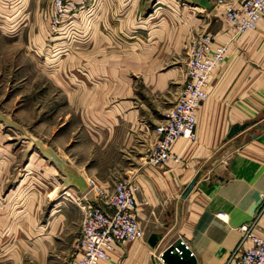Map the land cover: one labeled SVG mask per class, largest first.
Segmentation results:
<instances>
[{
	"label": "crops",
	"instance_id": "1",
	"mask_svg": "<svg viewBox=\"0 0 264 264\" xmlns=\"http://www.w3.org/2000/svg\"><path fill=\"white\" fill-rule=\"evenodd\" d=\"M232 1L236 5L239 0ZM181 3L167 8L175 13L155 17L146 41L128 56V60L138 58L141 62L137 68L144 93L169 98L165 89L174 85L173 102L183 77L187 39L207 31L215 44L227 46L224 60L209 77L207 97L195 109V139L177 137L171 143V150L180 157L177 162L168 158L159 165L135 164L138 151L154 137L152 127L143 137L145 123L140 120L147 122L149 114L161 108V102L156 100V108L146 105L130 83L110 81L112 75L99 70L96 82L73 83L69 79L50 88L63 94V106L71 116L54 124L56 131L47 139L28 136L39 159L61 173V187L93 202L89 179L94 185L111 188L119 168L130 172L119 157L131 156V180L137 185L135 211L144 235L116 245L98 264H163L159 253L177 237L186 244L195 264H237L242 248L248 245L247 240L240 242L238 227L252 221L258 227L264 225V201L260 198L264 193V127H253L254 123L264 125V14L255 29L231 37L220 14L222 7L204 8L190 0ZM199 10L205 12L202 24L196 17ZM82 66L81 77L90 76V69ZM245 120L253 122L225 137L233 122ZM249 132L255 135L249 136ZM33 154L29 153V158ZM197 171L196 181L181 197ZM22 189L13 197L16 206L23 199L19 196ZM62 204V200L56 202L49 213L63 211L58 209ZM62 216L66 217L64 211ZM253 231L259 233L258 229ZM5 232L1 238L7 237L8 230ZM151 232L161 233L154 246L146 241ZM18 236L15 234L10 251L8 245H0V253H22ZM71 239L70 244L76 236Z\"/></svg>",
	"mask_w": 264,
	"mask_h": 264
},
{
	"label": "rangeland",
	"instance_id": "2",
	"mask_svg": "<svg viewBox=\"0 0 264 264\" xmlns=\"http://www.w3.org/2000/svg\"><path fill=\"white\" fill-rule=\"evenodd\" d=\"M54 2L0 0V234L8 230L6 238L0 237V245H8L10 251L18 234L24 247L18 255L0 253V264H64L76 253L82 195L75 196L72 190L61 187V173L39 159L28 138L47 139L56 131L54 124L71 116L63 106V94L50 88L69 79L73 83L96 82L97 70L112 75L110 81L130 83L146 105L155 107L156 100L161 102V108L146 118L150 124L140 120L145 123L143 137L174 102L172 92L177 89L174 85L165 89L169 98L144 93L137 68L141 62L138 58L128 60V56L146 41L155 17L175 13L167 8L182 5L183 0H61L59 6ZM224 2L234 5L232 0ZM156 6L159 8L154 9ZM199 11L196 17L202 24L205 12ZM183 49L185 53V46ZM84 64L90 76L82 78ZM183 80L184 74L178 85ZM146 148L138 151L137 166L145 164ZM31 152L34 154L29 158ZM122 157L118 161L130 172L119 168L117 180H131V156ZM92 180L90 191L94 193L99 184ZM21 183L19 196L23 199L16 206L13 197ZM59 200L63 204L58 209H63L65 218L63 211L49 213ZM73 236L76 239L70 244Z\"/></svg>",
	"mask_w": 264,
	"mask_h": 264
},
{
	"label": "built area",
	"instance_id": "3",
	"mask_svg": "<svg viewBox=\"0 0 264 264\" xmlns=\"http://www.w3.org/2000/svg\"><path fill=\"white\" fill-rule=\"evenodd\" d=\"M60 1L54 3L59 6ZM207 1L222 6L221 16L231 37L255 29L264 14V0H240L236 5L224 0ZM226 50L227 46L215 44L207 31L187 39L183 83L174 102L152 126L154 137L144 153L145 164L159 165L168 158L177 162L180 157L171 150L173 140L177 137L195 139V109L207 97L211 72L224 60ZM89 186L90 189V183ZM136 191L137 185L124 178L115 181L111 188L95 187L94 202L81 196L76 253L64 264H98L116 245L143 238L135 211ZM260 196L264 201V193ZM253 229H258L259 233ZM238 230L242 233L240 242L247 240L248 245L242 248L237 264H264V225L258 227L252 221L241 224Z\"/></svg>",
	"mask_w": 264,
	"mask_h": 264
},
{
	"label": "water",
	"instance_id": "4",
	"mask_svg": "<svg viewBox=\"0 0 264 264\" xmlns=\"http://www.w3.org/2000/svg\"><path fill=\"white\" fill-rule=\"evenodd\" d=\"M193 3L199 4L203 6L204 8H209L212 4L207 1V0H190ZM253 120H245L242 122H233L226 134L225 137H231L234 135L237 131L244 129L252 124ZM254 128H263V124L259 123H254L253 124ZM249 136L255 135V132H249ZM199 175V171H197L191 179L186 183L184 186L182 192H181V197H184L187 192L190 190L191 186L194 184L196 181L197 176ZM83 188V187H82ZM161 236V233L159 232H151L147 236V243L150 246H154L156 241L159 239ZM159 258L163 264H195V259L191 252L189 251L188 247L186 244L183 242V240L179 237H177L173 243L168 244L160 253H159Z\"/></svg>",
	"mask_w": 264,
	"mask_h": 264
},
{
	"label": "bare ground",
	"instance_id": "5",
	"mask_svg": "<svg viewBox=\"0 0 264 264\" xmlns=\"http://www.w3.org/2000/svg\"><path fill=\"white\" fill-rule=\"evenodd\" d=\"M87 183H89V182H87Z\"/></svg>",
	"mask_w": 264,
	"mask_h": 264
}]
</instances>
